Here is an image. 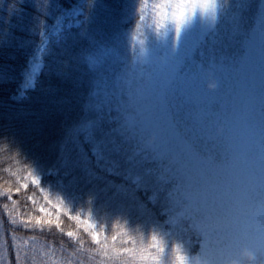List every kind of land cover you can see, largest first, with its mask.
Here are the masks:
<instances>
[{"label":"trees","instance_id":"1","mask_svg":"<svg viewBox=\"0 0 264 264\" xmlns=\"http://www.w3.org/2000/svg\"><path fill=\"white\" fill-rule=\"evenodd\" d=\"M78 1L0 0V264L5 260L14 264L17 244L27 254L25 264H120L126 258L97 254L99 245L91 234L67 216L60 215V227L22 225L21 216L39 215L37 201L28 199H36L38 190L32 184L19 193L7 189L20 187L18 177L26 171L50 169L65 173L83 199L97 209L104 224L101 243L106 235L110 238L125 228L144 242L155 231L168 241L169 253L173 243H181L190 255L195 254L196 248L186 242V229H195L188 220L175 219L176 173L167 158L161 160L159 153L150 150L145 133L143 108L157 103L151 77L157 64H147V76L129 81L140 62V50L136 53L137 46L127 40L134 26L141 23L135 30L139 37L156 44L165 35L174 36L171 24L157 32L150 8L144 14L146 22H140L141 0H85L86 19L51 43L35 87L19 95L43 32L62 10ZM231 1L217 0L224 6L223 13ZM209 20L197 13L183 28L204 30ZM228 29L224 26L223 32ZM212 35L213 31L201 41L197 60L215 48H207ZM181 47L179 53L184 54ZM132 84L150 91L136 101ZM120 85L125 94L118 95ZM164 169L171 171L173 181L167 180ZM70 230L77 236L68 237ZM13 234L16 241L9 248ZM123 239L120 235L117 247L130 246L122 245ZM165 255L170 260L168 252Z\"/></svg>","mask_w":264,"mask_h":264},{"label":"rangeland","instance_id":"2","mask_svg":"<svg viewBox=\"0 0 264 264\" xmlns=\"http://www.w3.org/2000/svg\"><path fill=\"white\" fill-rule=\"evenodd\" d=\"M85 4V0H79L70 8H65L43 32L26 68L20 96L35 87L51 43L86 19ZM223 7L217 4V16L210 17L209 25L204 30L185 27L177 37L171 25L174 36L165 35L154 44L146 36L139 37V31H135L134 26V31L127 38L131 46H137L136 53L141 47L139 40H144L146 44L143 57L137 59V62L140 61L137 69L134 67L135 72L129 76L130 82L133 77L140 79L147 76V64H157L151 74L157 103L151 102L148 109L143 108L142 115L145 133L149 135L146 136L151 141L150 150L159 153L161 160L167 158L171 171L176 173L178 183L172 190L179 188L174 193L173 201L178 204L175 219L179 222L188 220L193 224L191 217L184 212L190 191L187 177L196 175V166L194 162H188L177 136L178 130L189 131L187 136L190 137V130L195 129L201 138L196 145L198 148H227L243 144L253 136L258 141L264 118V0H232L227 13H223ZM142 26L140 23L139 28ZM224 26L230 29L223 32ZM211 31L213 35L207 48H215L206 54V58L197 60L195 52ZM133 35L137 37L136 40L132 39ZM179 45L185 50L184 54L179 53ZM132 86V97L136 101H141L139 95L145 96L150 91L135 84ZM257 88L261 92L257 93ZM117 93L125 94L123 85H120ZM94 154L98 155L96 150ZM161 160L158 159L159 164ZM171 171L164 169L167 180H172ZM27 172L20 179H28L25 175ZM31 172L40 182L34 185L28 179V183L38 190L39 196L35 199L37 207L45 203V193L40 191L43 188L53 203L62 197L66 209L70 208L73 214L80 213L87 218L91 211L95 230L102 234L104 224L97 209L90 201L83 199L65 173L57 169ZM47 207L52 208V205L48 204ZM61 215L68 217L67 212ZM257 261H264V257L257 255Z\"/></svg>","mask_w":264,"mask_h":264},{"label":"snow or ice","instance_id":"3","mask_svg":"<svg viewBox=\"0 0 264 264\" xmlns=\"http://www.w3.org/2000/svg\"><path fill=\"white\" fill-rule=\"evenodd\" d=\"M149 8L155 18L156 31L162 28L166 31L171 24L178 37L184 25L197 13L214 17L217 0H141L140 22L146 19L144 14ZM139 27L140 23L135 29ZM132 39L136 40L137 37L133 35ZM139 44L138 58H142L145 41L140 40ZM89 60L95 63L93 58L89 57ZM190 131L189 137V131L179 129L177 136L188 162H194L196 166V175L187 177L190 191L184 212L193 221L189 227L194 228L195 232L186 229V242L189 247L198 248L195 254L190 255L188 248L181 243H173L169 253L168 241L155 231L150 234L148 242H144L125 228L110 238L106 235L105 241L101 243L100 232L95 230L96 225L91 219V211L87 218L80 213L73 214L70 208L66 209L62 197L53 203L43 188L40 191L45 193V203L38 206L39 215L29 214L27 218L21 216L22 225L28 229L45 225L60 227V215L67 212L71 220L90 232L92 240L99 245L94 250L97 254L112 259L126 256L120 264H224L243 247L251 248L257 255L264 257V118L258 141L253 136L243 144L227 148H198L196 145L201 138L195 129ZM25 175L32 184L39 185V178L31 171ZM28 179L18 177L20 187L7 191L19 193L21 188L27 189ZM28 199L35 203L34 197L29 196ZM48 204L52 208L47 207ZM120 235L124 236L121 244L130 246H116ZM67 236L75 237L77 232L70 230ZM15 241L13 234L12 243L7 246L11 248ZM166 252L170 260L166 259ZM26 259L27 254L22 253L17 244L14 264H25ZM4 264L9 262L5 260Z\"/></svg>","mask_w":264,"mask_h":264},{"label":"clouds","instance_id":"4","mask_svg":"<svg viewBox=\"0 0 264 264\" xmlns=\"http://www.w3.org/2000/svg\"><path fill=\"white\" fill-rule=\"evenodd\" d=\"M224 264H264V261H257V254L251 248L243 247L236 255L225 260Z\"/></svg>","mask_w":264,"mask_h":264}]
</instances>
